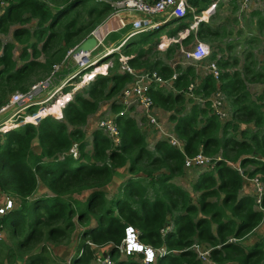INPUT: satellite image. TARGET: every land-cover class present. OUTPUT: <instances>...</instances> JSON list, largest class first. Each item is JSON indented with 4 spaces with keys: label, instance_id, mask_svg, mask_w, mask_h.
Masks as SVG:
<instances>
[{
    "label": "trees",
    "instance_id": "trees-1",
    "mask_svg": "<svg viewBox=\"0 0 264 264\" xmlns=\"http://www.w3.org/2000/svg\"><path fill=\"white\" fill-rule=\"evenodd\" d=\"M187 1L198 8L201 2L209 3L210 0ZM109 10L108 4H93L91 0H7L0 15V33L7 34L10 26L15 24L22 26L13 31V38L22 46L19 59L23 63L17 64L12 43L2 45L0 107L5 94L10 91H6L7 87L24 92L27 89L23 87L24 80L36 68L47 75L52 64L61 62L69 49L85 40ZM253 15L259 24L264 20L260 14ZM32 21H36V28L30 31L26 25ZM183 27L185 25H179L167 32L169 40L175 39ZM209 34L218 36L211 30ZM197 37L204 39L201 30ZM147 43V39L129 42L123 52L131 56L130 67L156 71L162 80L171 81L173 90L180 92L172 93L152 85L149 95L157 107L169 113V121L175 122L174 132L185 142L182 151L164 141L157 143L154 151H149L145 134L136 121L127 114L118 115L122 107L114 100L131 82L128 74L96 75L93 82L73 97L65 95L69 88L64 87L52 101L49 100L52 105H44L43 112L36 117L32 115L38 108L28 109L31 121H22L18 129L0 133V192L19 202L18 209L0 218V229L11 233L12 239H17L15 248L23 252L36 240L38 233H42L43 227L47 228L48 240L52 242L68 238L77 224L83 228L82 239H88L94 245L119 246L125 229L131 226L137 229L142 244L154 250L166 249L167 253L158 256L154 264H201L191 250V246L198 243L212 248L210 259L216 264H261L264 261V241L244 248L229 242V238L242 239L263 219L262 212L254 209L252 197L240 195V190L242 175L249 178L259 175L264 183V104L261 102L264 91L257 99H252L246 85L250 80L264 78V75L252 74V70L244 65L246 73L252 74L250 79H245L239 72L227 71L229 64L216 60L212 53L210 61L216 60L222 69L219 83L207 75L195 92L207 98L219 89L232 106L231 120L221 123L208 101L203 108L193 105L188 114L181 116L185 103L183 93L187 92L194 74L190 68L181 70L179 66L172 68L160 60H150L155 54L151 47L136 49V46ZM28 52L33 60H29ZM173 52L170 46L166 55L171 56ZM41 54L47 57L43 63H38L35 59ZM106 101L110 102V110L115 113L120 146L114 147L100 130H94L92 151L88 153L81 127L86 126L89 116ZM52 106L62 108L64 120L57 121L48 115L55 109ZM239 123H252L263 132L250 134L242 131V138L248 137L249 143L244 140L236 142L228 136V131L237 130ZM35 141L38 153L33 150ZM73 145H77L78 158L69 155ZM199 153L206 157L220 153L221 160H216L217 178L212 172L203 173L193 185L194 191L202 193L197 207L191 204L189 192L171 181L184 173L186 159ZM229 157L233 162H239L241 169L245 170L249 165L253 169L240 174L226 165L225 160ZM122 169H126L131 177L121 183L114 199L107 200L105 189L114 181L115 173ZM38 180L53 196L30 201ZM84 192L90 193L83 203L67 197L72 194L81 196ZM220 194H223L222 205L236 220L221 221L226 217L224 212L217 204L208 202L209 197ZM199 209L202 215L210 213V219L196 220ZM91 219L95 220L96 226L88 228ZM212 223L216 225L215 232ZM166 227L169 229L162 233ZM91 253L90 246L80 243L79 254L74 256L72 264H92ZM116 254L119 251L112 249L110 256ZM0 255L12 259L13 246L0 244ZM36 261V257H32L29 263L37 264ZM113 264L138 263L134 257H127L125 261L120 259Z\"/></svg>",
    "mask_w": 264,
    "mask_h": 264
},
{
    "label": "rangeland",
    "instance_id": "rangeland-1",
    "mask_svg": "<svg viewBox=\"0 0 264 264\" xmlns=\"http://www.w3.org/2000/svg\"><path fill=\"white\" fill-rule=\"evenodd\" d=\"M1 1H3V5H1V3H2ZM91 1H93V4H98L95 2V0H91ZM103 1H107L111 4L118 2V0H103ZM6 3H7V0H0V15L3 13V9L6 5ZM208 4L209 3L201 2L199 4L198 8L194 7L190 4L195 9V11H194V13H192L193 15H191V16L189 15L187 17V19L185 18V21L181 23V25H185V29H187L189 34L192 35V37L188 41V43L184 44V42H183L184 39H188L189 36H187V34H185L183 32L184 28H182V32L178 33L174 42H172V44H171L172 47H174V45H177L174 47V52L172 53V55L167 56L165 54L164 50H156V48H153L155 54L152 56L151 60H153V59L160 60V61L168 63V64L170 63L174 66L175 65L179 66L180 68L190 64L191 62H193V60L188 58L187 54L191 53L196 41L201 42L199 40V38L197 37L198 31L201 30L202 36L204 37V40H203L204 42H202V43H205L206 45L209 46L211 54L214 53L216 55V60H221V61L227 62L229 64V66L226 68L227 71L239 72L241 75H243V77L245 79L246 78L250 79L251 75L256 74V73H261L264 75V20L259 24L257 22L258 21L257 17H255L252 14V11L262 13L263 18H264V12H260L258 10V7L253 6L249 10L244 11V13H240L239 9L237 7H235L232 3L229 2L227 4L228 6H225V7L219 6L220 10L215 9V11L214 10H212V12L210 11L211 13L208 14V16L206 17L205 20H201V19L197 20L196 28L190 29L191 26L193 25L194 17L202 18L203 16H201L202 15L201 13L206 12ZM112 12H113V10H109V12L101 19V21L99 23L100 26L101 25L102 26H104V25L109 26L110 22H108V18ZM214 12H215V14H213ZM156 19L158 20V19H160V17H157ZM168 22H165L163 25H167ZM174 25L175 24H172L170 27H173ZM127 26L131 27L130 22H128ZM21 27H22L21 25L15 24V25L10 26L9 32L7 34L0 33V44H1L0 45V53H1L2 45L7 44V43H12L15 46L14 57H15V60L17 61V64L19 66L23 63L22 60L19 59V53H20V50L22 49V46L16 44V42L13 38V31L15 29H18ZM114 27H115V24H114ZM170 27L167 25V26L159 29L158 31H160V30H162V31L158 32L157 34H154V36L150 39L149 43H153V41H157L161 37H163L165 32L167 31V29ZM26 28L30 31H33L36 28V21H32L31 23L26 25ZM95 28L93 30H95ZM210 29L212 32H215L218 36L212 37V35L209 34ZM102 31L105 32L104 30H102ZM32 41H34V39H32ZM42 43H43V41L39 43V46H41ZM113 45H115V43H113L111 40L109 43L105 44L106 47L109 46L110 48H113ZM102 50L104 53V49H102L101 47L98 50H96L95 53L93 54V57L101 54ZM66 54H67V52H66ZM66 54H65V56L61 62H56V63L52 64L50 72L47 75H45V73L42 74L41 71L39 70V68H36L35 70L30 71L29 74L26 76L24 83H23V87L27 88L24 92L20 91L19 89L12 91L9 87H7L8 89L6 91H8V90H10V91L5 94L4 99H3L4 103L2 104L0 109L9 103L11 97L15 93H27V92L31 91V88L39 82L47 81L46 85L44 87H42L37 92V94L35 96H33V98L30 101V103H33V104L37 103L34 106H36L38 109L40 107L43 108L44 105H49L50 104L49 100L52 101L53 100L52 98L57 96L58 93H61L60 91L64 87L69 88L68 92L65 94L66 96H69V97H73L76 93L82 92L88 86V85L82 86V84H80L81 77L83 76V74L86 71L83 69V67L80 68L81 65L78 64L72 57H70V60H65ZM28 56H29V60H33V57L31 56V54H29V52H28ZM246 56L251 57V59L246 58ZM46 57H47L46 55L41 54L35 60L38 63H43L45 61ZM112 61L114 62V66H113L114 68H113L112 73L113 72H119V71L121 72L120 66L116 62L117 59L113 58ZM101 64H103V63H101ZM59 65H60V67L57 69V71L54 73V75L51 76L52 67L53 66H59ZM103 65L107 66V63H105ZM244 65H247V67L252 70V74L246 73V71L244 70ZM94 68H95L94 66L92 68H88L87 71L88 72L94 71L95 70ZM139 69L140 70H146V68H139ZM98 70L100 72H102V71L105 72V70L103 68L98 67ZM74 71H76V73L71 75V77H69V79L73 77V80H71V79L70 80L69 79L63 80L69 73H73ZM220 71H222L221 68H220ZM64 84H65V86L63 87ZM246 85H247L248 92H249L251 98L257 99L259 96L262 95V93L264 91V78L261 77L260 80H258V81L257 80H253V81L250 80L247 82ZM120 94L114 100L115 103L120 104L119 103L120 102ZM210 101H211L210 102V107H211V103L217 102V101H219V99L213 93L210 96ZM221 102L223 103V107H225L224 109L226 112H225V116L221 117V119H219V118L218 119L221 121V123H223V122L225 123L226 121L231 120L232 106L230 105V101L224 96V94H222ZM101 104L104 105V107H100V109L95 113L96 116L93 115L94 119L91 120V122H90L91 124L89 123L90 124L89 126L88 125L85 126L87 128V131L84 130V128H85L84 126L81 127V129L85 133V141L88 143V147H87L88 153H91V151H92V144H91L92 136H91V134L94 130H98L97 129V123L103 119H114L115 118V113L110 110L109 102L108 103H107V101L101 102ZM51 105L52 104H50L49 106H51ZM23 106H24V104L23 105H11L10 108L4 112H2L0 110V129L1 128L3 129L4 127H6L5 132L6 131L9 132V130H6V129L8 127H10L11 125H14V127H13L14 129H12V130H15V129H18L20 127L19 124L22 121H31V118H30L31 115L28 112V109H25V110L21 109ZM17 108L20 110H18ZM53 108H55V107H53ZM61 109L55 108V109H53V111L49 112L48 115L51 118H53L54 120L62 121L64 119H63V116L61 113V111H62ZM102 109H104L105 111L102 112ZM122 109H123V107H122ZM135 110L136 109L134 107L131 111H124V109H123V113H125V114L129 113L130 114L132 111L134 112ZM154 112L156 115V111H154ZM37 113H38V111H37ZM37 113H36V115H37ZM134 114H135V116H137L138 119H140V117L143 116V111L142 110L135 111ZM34 116H32V117H34ZM156 117H157V115H156ZM157 119L165 127L166 133L170 132L168 134L176 137V135H174V133H172L173 129H172V125L170 123H168L167 121H162L158 117H157ZM2 124H4V125H2ZM143 127H146V128L151 130L148 132L149 135L147 133L148 140H149V136L151 137L152 133L155 132V128L149 127L146 121L141 126V128H143ZM68 128L72 129V126L68 125ZM91 128H94V130L90 133ZM12 130H10V131H12ZM242 131H247V133H250V134L263 132L261 128L255 127L252 123H247V124L246 123H239V128L237 130H234V131L229 130L228 136L229 137L231 136L232 139H234L236 142L244 140L245 142L249 143L248 137H246L245 139L242 138V136H241ZM176 139H177V137H176ZM180 145H181L180 147L183 146V143L181 141H180ZM251 157H254V156H251ZM208 158H211L213 160H221L220 153H217L214 157H208ZM256 158L260 159L259 155H256ZM225 163L228 167L239 170L241 174L244 171V169H241L239 167L238 162L236 163V162L232 161L231 157H229L227 160H225ZM216 168H217V166H214V167L200 166V167H193V168L192 167H189V168L185 167L186 170L184 171V173L180 176H177L178 178L175 177L171 182L173 184H175L176 186L183 187V189L188 191L190 194V197H191V204L199 207L202 193L194 191L193 182H195V180L199 174L201 175L202 173L208 172V171L215 173L214 176H215V178H217ZM250 170H252V166H246L245 171H250ZM119 173L120 174L117 178L118 181H115L114 183L112 182L113 184L111 186L108 185V187H106V189H105L106 190L105 194H106L107 200L114 199L113 197H114L115 193L118 192V188L121 185V183H124L128 178L131 177L127 173L126 169L120 170ZM242 177H243V181H244L242 193L252 194L254 196L256 193V189H255L253 179L257 178L260 180V176L256 175L253 178H249L246 175H242ZM40 183H42V182L40 181ZM260 183H262V184H260V187L263 188V193H264V183L261 182V180H260ZM89 193L90 192H84L81 194V196H79V194H72V195L67 196V197L75 199L76 201L79 200L81 203H83L84 201H86ZM208 199H209L208 202L217 204V206L220 207V210H222L224 212V214L226 215V217L222 218L221 221H227V219H234L231 216L229 209L222 205L223 194H220L217 197L216 196L209 197ZM16 203H17V200H15V204ZM255 210L258 211L260 209L258 207H255ZM198 218L210 219V213H209V215L205 214V213H203V215H202L201 210L199 209L196 213V216H195L196 220H198ZM263 218H264V215H263ZM234 220H236V219H234ZM75 225L76 226H75L74 230L70 233L68 238L62 240L61 242H52V241L48 240L47 228L43 227L42 233H38L36 240L33 243H31L29 245V247L26 248L23 252L19 251L14 246V243L17 239H12L14 237L12 236L11 233H9L8 231H4V230L0 229V232L2 233V239L0 241V244H4L7 246H13V252H14V256L12 257V259H9V260H7L5 256L0 255V264H10L9 262L11 260L14 261L12 264H30L29 262H30V259L32 257H36V260H37L36 263L37 264H72V260H73L74 256L79 254V246H80V243H82V242H85L86 245L90 246V249L92 251L91 254L93 257L92 258V264H96L97 262H99V259L101 261H103L104 259H105L104 261L110 260L113 264V261H119L121 258L124 259V257H127V256H125V253H123L121 251L119 252V254H116L114 256L113 255L110 256V252L112 251V249H114V247H117V246H114L112 244L94 245L88 239H82L81 235H82L83 228L80 225H77V224H75ZM95 226H96L95 220L91 219V222H90V225L88 228L95 227ZM212 229L215 232L216 225L214 223H212ZM18 239H21V238H18ZM261 241H264V219H263L262 223L257 228H255L252 232L245 234L242 239H240V240L235 239V238L229 239V242L239 244V245L243 246L244 248H249L253 244H255L257 242H261ZM195 243H197V242H195ZM196 245H198L202 251H209V250H210V252L212 251V248L210 246H208V244L198 243ZM194 254L196 256V259L199 260V262L201 264H216L210 259V255H209L207 262H202L200 259H198L195 252H194ZM132 257H134V260L138 264H145L144 260H142L141 257H138L136 255H134ZM125 260H126V258H125ZM261 264H264V261H262Z\"/></svg>",
    "mask_w": 264,
    "mask_h": 264
},
{
    "label": "built area",
    "instance_id": "built-area-1",
    "mask_svg": "<svg viewBox=\"0 0 264 264\" xmlns=\"http://www.w3.org/2000/svg\"><path fill=\"white\" fill-rule=\"evenodd\" d=\"M1 2V5H3V1ZM95 2L105 3L109 5L110 10H113V12L109 15L108 22L114 23L116 27L108 29V31L103 36L98 35L97 29L91 31L88 35V37L96 38V48L102 47L104 49V53L96 60H91V52L86 54L84 58H82V56H75L74 50L77 46L67 51L65 60H70V57H72L78 64L81 65L80 68L83 67V69L86 71H84L85 73L81 77L80 84H82V86L88 85L89 83L93 82L97 73H104L103 71L100 72L97 67L94 68V71L88 72V68H92L94 64L101 58L109 56L111 55V53L118 52L120 47L124 44L125 41L120 43L115 49H109L105 47V39L109 34L118 32L126 28L128 22H130V33L127 36L128 38H130L140 33L156 31L160 29V27L165 22H168L170 20L181 21L187 17L188 13H194V10L190 7L187 0H118V2L114 4L103 0H95ZM236 2L240 13H244V11L249 10L252 6L258 7V10L260 12H264V0H236ZM208 11L206 12L208 13ZM204 13L205 12H202L201 16H203ZM161 15H165V19L157 20L156 18ZM200 19V17H194V22L190 29L196 28L197 20ZM174 40L175 39H172L170 40V42H174ZM187 56L188 58L193 60V62L198 64L207 61L205 68L208 72V75H210L216 82L219 83L221 71L217 65L216 60L210 61L211 51L208 45L196 41L191 53L187 54ZM119 62L122 72L128 74L131 77L130 84L128 86L126 85L127 87L125 86L126 88L124 87L121 91L119 102L121 104V107H123L124 111H129L133 107L135 109L140 108L143 111V116L148 119L149 124L162 132V129L153 114L154 104L152 98L149 95V90L152 85H166L167 82L162 80L156 73V71L137 70L130 67V65L128 64V58L120 53ZM59 67L60 65L52 67L51 76L54 75ZM70 79L72 80L73 77ZM46 82L47 81L37 83L31 88V91L27 93H15L11 97L9 103L6 106L2 107L0 110L4 112L9 109L11 105L24 104V106L21 108L23 110L33 107L37 103H30L31 99L42 87L46 85ZM191 89L192 86H190V90ZM214 94L218 97L219 101L211 103V110L219 119H221V117L225 116L226 112L224 109L225 107H223V103L221 102L223 93L219 89H217ZM261 102L264 104V96ZM123 109L120 115L125 114L123 113ZM13 127L14 125H11L6 130L10 131L14 129ZM5 128L6 127H4L3 129L1 128L0 133H6L7 131L5 132ZM97 129L100 130L103 135L110 140L114 147L120 146V132L114 119L100 120L97 123ZM162 133L167 138L168 143L172 147L179 149L181 148L180 141L177 140L176 137L168 133ZM69 155H72L73 158H78L77 145H73V147L69 151ZM184 166L187 168L200 166L214 167L216 166V160L208 158L199 153L192 158H187ZM253 182L256 189L253 200L255 206L258 207L260 209L259 211H261L264 215V207L262 206L264 193L263 188L260 187V184L262 183H260V180L257 178L253 179ZM13 209H15V199H13L10 195L0 192V218L7 215ZM168 229L169 227H166L165 230L162 231V233H164ZM1 239L2 233L0 232V241ZM114 248L118 249L119 252L121 251L125 253V256L127 257H132L134 255L141 257L142 260H144L145 264H154L158 256H163L167 253L164 247L159 250H154L150 246L142 244L139 241V233L137 229L131 226L125 229L123 240L121 241L119 246ZM191 250L196 253L198 259H200L202 262L208 261L210 250L202 251L196 244L191 247ZM103 261L99 259V262H97L96 264H112L110 260L104 262Z\"/></svg>",
    "mask_w": 264,
    "mask_h": 264
},
{
    "label": "crops",
    "instance_id": "crops-1",
    "mask_svg": "<svg viewBox=\"0 0 264 264\" xmlns=\"http://www.w3.org/2000/svg\"><path fill=\"white\" fill-rule=\"evenodd\" d=\"M232 3L235 7H237L238 8V5H237V2H236V0H210L209 1V4L207 5V10L206 11H208V10H211V12H212V10H214L215 11V9H217V10H220L219 9V6H223V7H225V6H228L227 4L228 3ZM97 3V2H96ZM189 3V2H188ZM98 4H105V3H98ZM189 5H190V3H189ZM190 7L195 11V9L190 5ZM253 7V6H252ZM251 7V8H252ZM210 11L207 13V14H209V13H211ZM254 13H257V14H260L262 17H263V15H262V13H259V12H256V11H252V14H254ZM188 14H191V13H188ZM213 14H215V12L213 13ZM192 15V14H191ZM160 17V19L159 20H163V19H165V15H161V16H159ZM187 19V18H186ZM185 21V19L184 20H181V21H175V20H170L168 23H167V25L170 27L172 24H175L173 27H170V28H168L167 29V31L165 32V34H164V36L163 37H161L159 40H157V41H153V43H149V41H150V39L154 36V34H157L158 32H161L162 30H160V31H156V32H146V33H140V34H137V35H134V36H132V37H130V38H128L127 36L129 35V33H130V26H127L126 28H124V29H122V30H120V32L118 31V32H113V33H111V34H109L107 37H106V39H105V43L104 44H107V43H109L110 42V40L113 42V43H115V45H113V48H110L109 46L107 47V48H110V49H115L120 43H122L123 41H125L124 42V44L120 47V49H119V53L120 54H122V55H124L125 57H127L128 58V61L131 59V56H127L124 52H123V48L125 47V45H127V43H137V42H141L142 40H144V39H147V44H143V45H139V46H136V49L139 51L140 49H147V48H149V47H151V49H153V48H156V50H164L165 51V54H166V51L168 50V48L171 46V44H172V42H170V40H169V38L167 37V32H169V31H171V30H173V29H175V28H177L179 25H181V23L182 22H184ZM180 22V23H179ZM170 23V24H169ZM167 25H162L161 27H160V29L161 28H163V27H165V26H167ZM112 27H114V23H109V26H100V24H98L97 26H96V28H97V33H98V35H100V36H103L107 31H108V29H110V28H112ZM115 27H116V25H115ZM95 28V29H96ZM184 28V27H183ZM210 28V27H209ZM102 30H104L105 32H103ZM211 30V29H210ZM180 32H182V28L177 32V34H176V36L175 37H177V35H178V33H180ZM185 34H187V36H190V34H189V32L187 31V29H185L184 28V31H183ZM88 37V36H87ZM87 37H86V39H87ZM112 37H116L114 40H112L113 38ZM112 38V39H111ZM137 38V39H136ZM191 38H189V40H190ZM186 39H184V41H185ZM199 40L201 41V42H204L203 40L204 39H201V38H199ZM84 41V40H83ZM82 41V42H83ZM183 41V42H184ZM188 43V42H187ZM184 44H186V43H184ZM136 45V44H135ZM134 45V46H135ZM164 45V47H161V46H163ZM106 47V46H105ZM100 47H98V48H96L95 50H93L92 52H91V54H90V57H91V60H96L98 57H100L101 56V54L103 53V50H102V52H101V54H99L98 56H95V57H93V54L95 53V51L96 50H98ZM102 48V47H101ZM103 49V48H102ZM172 49L174 50V47H172ZM118 52H115V53H112V55H109V56H106V57H104V58H101L98 62H96L95 64H94V67H99V68H103L104 70H105V72L103 73V74H108V73H110V74H123V72H122V70H121V68H120V70H121V72L119 71V72H113L112 73V71H113V66H114V62L112 61V59L113 58H116L117 59V63L119 64V66H120V62H119V53ZM153 55H154V53H153ZM153 55H151V57L149 58L150 60L152 59V56ZM107 60V61H106ZM153 60H156V59H153ZM101 63H103V64H105V63H107V66L106 65H103V64H101ZM206 63H207V61H204L203 63H195V62H191L190 64H188V65H186V66H183L182 68H180L181 70H185V69H187V68H190L191 69V72L194 74V78L192 79V83L190 84V86H192V89L190 90V86L187 88L188 90H187V92H185V93H183L184 94V99H185V103H184V111H183V113L181 114V116L182 115H185V114H188L189 113V111H190V109H191V107L194 105V106H199V107H204V103L205 102H209V104H210V96L209 97H207L206 98V96H204L203 94H200V93H198V94H196V90L199 88V86L201 85V83H202V81H203V79L208 75V72H207V70H206V68H205V65H206ZM101 64V65H100ZM168 64V63H167ZM168 65H170L172 68H174L175 66L174 65H172V64H168ZM182 65V64H181ZM141 68H143V67H141ZM137 70H140L139 68H136ZM76 73V71H74L73 73H69L63 80H67V79H69V77H71V75H73V74H75ZM96 75H99L98 73L96 74ZM210 76V75H209ZM96 77V76H95ZM62 80V81H63ZM73 80V79H72ZM166 81V80H165ZM167 82V84L166 85H158V84H156L157 86H160L161 88H165L164 90H166V91H168V92H172V93H180V92H176L175 90H173L172 89V86H171V81L170 80H167L166 81ZM90 84V83H89ZM88 84V85H89ZM65 86V84L63 85V87ZM126 86V85H125ZM62 87V88H63ZM153 101V100H152ZM108 103V102H107ZM153 104H154V102H153ZM120 105V104H119ZM100 107H104V105H102V104H100ZM109 107H110V102H109ZM157 106L154 104V107H153V114H154V117L156 118V120H157V122H158V124L160 125V127H161V129H162V132H164V133H166V130H165V127L159 122V120L157 119V117L160 119V120H162V121H167L168 123H170L171 125H172V129H173V132L172 133H174V135H176L175 134V132H174V125H175V122H171V121H169V113H167V112H165V111H163L161 108H159V107H157ZM156 108V109H155ZM42 109V107H40L39 109H38V113H40L41 111L43 112V109ZM133 109V108H132ZM132 109H130L129 111H131ZM41 110V111H40ZM141 109L140 108H136V110L135 111H140ZM40 111V112H39ZM105 110L104 109H102V112H104ZM135 111L133 112H131L130 114H129V116L131 117V118H133L135 121H136V123H137V126H138V128L145 134V142H146V145H147V149L149 150V151H154L155 150V147H156V145H157V143H159V142H166L167 144H169L168 143V141H167V138L163 135V133L161 132V131H159L158 129H156L155 128V132L154 133H152V135H151V137L149 136V140H148V135H149V131H151L150 129H148V128H146V127H143V128H141V126L143 125V123L146 121L147 122V124H148V126L149 127H153V126H151L150 124H149V122H148V119L147 118H145V116H142V117H140V119H138L137 118V116H135ZM154 111H156V115H157V117H156V115H155V112ZM122 112V111H121ZM120 112V113H121ZM186 112V113H185ZM188 112V113H187ZM120 113L118 114V115H120ZM127 114V115H128ZM94 116H96L95 114H93ZM93 115H90L89 116V118H88V120H87V124L86 125H90L91 123V120H93L94 119V116ZM124 115V114H123ZM178 116V115H177ZM40 118H42V117H40ZM39 118V119H40ZM115 119V118H114ZM145 120V121H144ZM90 123V124H89ZM37 124V123H36ZM85 127V126H84ZM84 130H86L87 131V128L85 127L84 128ZM94 130V128H91V131H90V133L92 132ZM147 133H148V135H147ZM168 133H170V132H168ZM171 133V134H172ZM91 136H92V134H91ZM176 137H177V135H176ZM177 139L179 140V141H181L182 143H183V146H184V144H185V142L183 141V140H181V139H179L178 137H177ZM86 142V141H85ZM87 143V142H86ZM150 143V144H149ZM170 145V144H169ZM32 146H33V150H34V152H36V153H38V145H37V142L35 141V142H33V144H32ZM183 146L179 149V148H177V149H179L180 151H182V149H183ZM87 147H88V143H87V146H86V151H87ZM88 152V151H87ZM241 158H244V157H241ZM240 158V159H241ZM237 163V162H236ZM238 164H239V162H238ZM249 166H251V165H249ZM193 168V167H192ZM231 168V167H230ZM232 169H234V168H232ZM252 169H253V167H252ZM186 169H185V166H184V171H185ZM213 170V169H212ZM237 170V169H236ZM239 173H240V171L239 170H237ZM245 171V170H244ZM209 172V171H208ZM208 172H204V173H208ZM119 172H116L115 173V178H114V181H112L113 183L115 182V181H118V176H119ZM203 174V173H202ZM213 174H215V173H213ZM241 174V173H240ZM184 176V175H183ZM200 176V174L197 176V178H196V180H195V182H193V184H195L196 183V181L198 180V177ZM215 177V176H214ZM176 178H178V177H176ZM110 183V186L113 184V183ZM243 184H244V181H243V183H242V188H241V190H240V195H247V196H250V197H252V199H253V195L252 194H246V193H242L243 192ZM178 187H180V186H178ZM180 188H182L183 189V187H180ZM185 190V189H184ZM118 191H119V188H118ZM186 191V190H185ZM118 194V192H116L115 193V195H114V197L116 196ZM42 196H47V197H51V196H53L52 195V193L50 192V190L48 189V188H46L45 187V185L43 184V183H40V181L38 180V185H37V189H36V191H35V193L31 196V198H29V200L31 201V200H33V199H37L38 197H42ZM113 197V198H114ZM84 200V199H83ZM255 204H254V209H255ZM19 208V202L17 201V203L15 204V209H18ZM259 211V210H258ZM264 219V218H263ZM263 219H262V221H263ZM232 238V237H231ZM230 239V238H229ZM111 249V248H110ZM109 249V250H110ZM122 259V258H121ZM123 261L125 260V258L124 259H122Z\"/></svg>",
    "mask_w": 264,
    "mask_h": 264
},
{
    "label": "water",
    "instance_id": "water-1",
    "mask_svg": "<svg viewBox=\"0 0 264 264\" xmlns=\"http://www.w3.org/2000/svg\"><path fill=\"white\" fill-rule=\"evenodd\" d=\"M175 21H178V20H175ZM95 48H96V38L88 37L83 42L77 45V47L74 50V55L82 56V58H84L86 54L92 52Z\"/></svg>",
    "mask_w": 264,
    "mask_h": 264
},
{
    "label": "bare ground",
    "instance_id": "bare-ground-1",
    "mask_svg": "<svg viewBox=\"0 0 264 264\" xmlns=\"http://www.w3.org/2000/svg\"><path fill=\"white\" fill-rule=\"evenodd\" d=\"M207 16H208V14H207V12H205L203 17L201 18V20H205ZM80 63H82V62H80Z\"/></svg>",
    "mask_w": 264,
    "mask_h": 264
}]
</instances>
